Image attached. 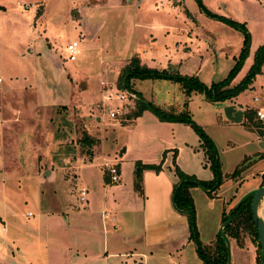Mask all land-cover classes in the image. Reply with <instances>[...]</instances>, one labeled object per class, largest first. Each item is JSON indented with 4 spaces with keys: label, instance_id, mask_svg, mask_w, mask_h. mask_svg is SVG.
I'll list each match as a JSON object with an SVG mask.
<instances>
[{
    "label": "rangeland",
    "instance_id": "374dc122",
    "mask_svg": "<svg viewBox=\"0 0 264 264\" xmlns=\"http://www.w3.org/2000/svg\"><path fill=\"white\" fill-rule=\"evenodd\" d=\"M17 4L24 5L21 10L30 16L14 24L13 31H20L11 35L9 46L28 58L24 64L36 78L34 88L40 89L41 96L28 90L2 101L20 107L36 103L44 108H31V117L22 112L19 120L23 124L18 125L7 123L14 111L4 108L6 170L18 174L19 181L6 183L5 203L0 201V213L2 208L6 212L0 214L4 231L0 233V264H142V259L131 256L141 252L155 254L148 264H204L197 244L212 259L221 242L225 249L227 242L234 253L232 261L229 248L225 250L226 264H256L259 251L249 231L242 230L236 242L225 240L220 229L222 213L234 208L244 188L256 184L251 172L264 166V158L258 157L248 167V161L238 166L243 172L242 183L237 182L241 172L233 179L228 177L239 151L236 137L231 139L234 132L229 133V143L215 146L221 177L213 196L196 185L188 189L195 238L190 237L186 216V237L152 249L143 248L138 236L129 237L127 226L129 220H133V228L142 226L143 198L133 189L134 164L152 158L151 164L160 163L172 183L178 181L175 171L199 182L214 179L206 150L193 129L182 124L176 126L173 139L157 137L159 132L144 117H132L136 100L171 109L174 114L186 112L208 137V133H216L213 127L224 118L223 107L228 103L235 101L236 108L250 111L252 122L258 121V108L264 113V62L246 89L225 103L208 102L202 95L186 97L177 82L167 79H130V88L138 98L117 89L116 81L136 50L145 55L140 65L149 69L164 68L178 77H193L205 87L226 79L238 63L243 35L218 19L223 18L241 24L249 37L246 55L228 81V87L236 86L246 76L254 51L264 45V0H15L8 8L18 11ZM40 12L45 13L44 18ZM23 26L31 31L28 39L19 41ZM26 40L29 45L23 49ZM70 41L77 43L74 62L66 59L64 51ZM162 51L164 56L159 55ZM119 94L124 96L122 102L116 99ZM109 113L114 117L109 118ZM242 122L248 127L246 120ZM21 132L29 133L31 146L21 142ZM84 133L95 143L84 145ZM20 154H24L21 159ZM102 157L115 159L123 174L121 183L118 178L108 184L112 195L109 191L104 194L106 189L98 191L96 176L81 175L74 168L79 161L96 164ZM100 169L104 173L102 165ZM40 170L47 171L46 178L51 170L49 183L40 177ZM81 188L86 189L85 201L79 200ZM119 188L123 189L116 193ZM102 200L115 203L110 211L119 223L107 234L102 227L109 229V220L101 223L99 215ZM28 212L32 216H26ZM113 253L123 255L106 260V255Z\"/></svg>",
    "mask_w": 264,
    "mask_h": 264
},
{
    "label": "crops",
    "instance_id": "0c3cea01",
    "mask_svg": "<svg viewBox=\"0 0 264 264\" xmlns=\"http://www.w3.org/2000/svg\"><path fill=\"white\" fill-rule=\"evenodd\" d=\"M13 1L15 0H0V201L2 203H5V198H6V193H7L6 183H9V181H13V180L19 181V176L17 177L18 174H14L12 172L13 170L12 171L6 170V169H9V166H8L9 163L6 164L7 161L4 155L3 142H2V138L4 134V127H5L4 116H3L4 108H8L14 111L13 118H11L9 122L7 121V123L11 124V123L17 122L16 125L22 123V121L19 120V117H22V115L24 116V114H26L28 117H31V114H28L31 108L34 111H39V108L41 107L44 108V106H38L36 103L35 104L34 103L25 104L24 106H21V107L8 103L9 100L7 101L6 105H5L6 102L3 103V101L5 100V96L10 98L12 96L24 93L28 90H33L35 97L41 96L40 89L36 90L34 88V81L36 80V78L31 77V74L29 73V68L26 66V64H24L25 61L28 60V58L25 57L24 52L14 51L12 49V46H9L8 41H9V38H11V35H14L16 32L20 31L19 29H16L15 31H13L14 24L22 22L25 18L29 19V16H30L28 13H24L23 10H21L22 8H20L18 5H17V7L19 8L18 11H13L9 9L8 7L10 6L11 3H13ZM43 14L45 13L44 12L39 13V15H42V18H44ZM23 28L25 29V31H22V35H21V38H19V41H22L24 38L28 39L30 31H31L29 26H26V27L23 26ZM44 37L45 39H47L46 33L44 34ZM28 41L29 40H26L23 43L24 45V46L22 45L23 49H25L29 45ZM160 54L164 56L163 51L159 53V55ZM136 56L138 60H140V63H141V59L145 58V55L139 50L135 51V57ZM173 63L174 62H172V64ZM162 69L164 70V68ZM190 95L197 96L200 94L193 93ZM35 100L36 102H39L38 98H36ZM227 105H233L235 109L241 110V108H236L235 101H233V103H228ZM258 109H261V108H258ZM22 112L24 113L22 114ZM140 116L144 117L147 124L153 126V128L156 129L157 132H159V133H156L157 137L169 136L171 137V139H173V135H174L173 132L174 130H176L175 129L176 126L182 125L180 123L159 122L148 111H143L140 114ZM242 121H244L243 114H242L241 122L239 124H233L227 121L225 118L220 119L217 121L216 127H213V129L214 128L216 129V133H211V134L208 133V137L212 141L214 147L215 146L217 147L218 143H224V142L229 143L230 141L227 140V138H230L229 133L230 132L235 133V136L231 135V139H235L236 137L235 139L236 142L234 143L238 145L239 151H238V156L235 160V164L233 163L234 165L232 166L233 168L232 169L230 168L231 172L236 167L240 166L242 163L243 164L246 163V161H248V163L246 164L248 167L251 164L256 163L257 161L256 158L258 157L264 158V121L261 122L262 124V135L261 136H258L254 132V130L244 126V123ZM223 133L225 134L224 138H223ZM20 136L22 139L21 141L22 143H24V141L28 142L29 146L33 144V142H30V140H28L31 138L29 133H24L22 135V132H21ZM25 136H28V138H26ZM122 152H123V148L122 150H120L119 155H121ZM21 157H24V154L22 155L20 154L19 158L21 159ZM250 157H252V159H250ZM25 158L27 157L25 156ZM109 158L110 160L102 157L99 162H96V164L90 163V161L88 162V164H84L83 162L81 163L79 161L78 165L76 164L74 168L81 175L85 174L90 177L96 176L95 181L98 180L96 183L98 185V188H97L98 191H103L104 189H106L104 194H106V192L109 191L110 193L109 195H112L113 190L108 185L110 183L105 184L103 182V178H102L103 173H102V170L100 169L101 165H103L104 163H115L117 165V168L119 171V182L118 183H121L123 174L121 172L120 164L115 159H112L111 157ZM164 159L165 158L163 157L162 161ZM153 160L154 159L152 158H148L145 160L144 164H149V163L151 164ZM37 162L39 163L38 159H37ZM44 162L45 161L43 160V163ZM95 168H97L98 171ZM248 169L249 168H247L246 171ZM256 170H255L256 172L255 171L251 172V174L254 175L253 179L255 178L257 179L256 184L252 187L244 188L242 193L240 194L241 196L261 187L260 183H261V176L264 175V166L262 165L260 166L259 169H256ZM23 172L24 171L21 172V175L23 174ZM39 172L41 173L40 177L45 179V181L49 183L50 177L52 176L51 170L48 172L49 174L47 178L44 176L45 172L47 171L40 170ZM242 173L243 172H241L239 176L240 178L237 181L238 183H242L244 181L243 176H241ZM31 174H33V176L36 177L34 171H32ZM133 180H134V176H133ZM172 185L173 183H172L170 176L168 175V173H166L163 170L162 166L158 173H155L151 170H143L141 173V195L140 196L141 198H143V201H142V208H141L142 209L141 211L142 220H140V222L142 223V226L138 225L137 229L133 228L132 227L133 220H129L131 221V223H128L127 227L129 229L127 232L131 234L130 235L127 234V235H129V237H132V239L138 236L139 238L137 240H140V243L142 244L143 248L152 249L159 245H169L170 243L174 242L176 239L181 240L183 237L187 236L188 228L186 225L187 221L185 220L184 215L178 214L175 210L171 209L170 195H171ZM120 189H123V188H119L118 190L116 189L117 190L116 193H118ZM106 196H104V198ZM92 202H93V199H91L90 205L92 204ZM101 204L103 207L99 213L101 223H103L105 220H109L108 222L109 229L106 228L104 230V227H102L103 232H106L107 234V233H110L111 230H116L119 223L118 222L115 223V219L113 217V215H115V212L110 211V209H112L115 206V203L102 200ZM0 214L3 216L6 214L3 208ZM30 216H32L31 213H30ZM257 216L264 223V196L261 198V200L257 204ZM134 224L136 225V222H134ZM177 230L178 232H176ZM3 232H4L3 229L0 228V233H3ZM121 239L124 240L125 237H122ZM103 244L104 242L102 243V251H104ZM168 251H171V250H168ZM229 251H230V257L232 258V261H233L234 253H233L232 247L229 248ZM121 255L123 254L113 253V254H109L108 256L106 255L105 258L107 260L108 258H112L116 256L118 257ZM131 256L142 259V264H148L151 260H154L156 258L155 254H151L150 252L148 254H145V252L144 253L143 252L132 253ZM130 264H136V262L133 261Z\"/></svg>",
    "mask_w": 264,
    "mask_h": 264
},
{
    "label": "trees",
    "instance_id": "16d2710c",
    "mask_svg": "<svg viewBox=\"0 0 264 264\" xmlns=\"http://www.w3.org/2000/svg\"><path fill=\"white\" fill-rule=\"evenodd\" d=\"M198 1V0H197ZM203 11V9H201ZM213 17V16H212ZM220 21L224 22V24L231 26V28H236L240 31L243 35V46L241 48L239 54V60L242 59L246 55V48L248 45V34L245 32L244 27L236 21L233 20H226L223 18H218ZM264 62V45L258 47L252 57V64L248 69V72L244 79L237 84L236 86L230 88L228 87V81L230 80L231 76L237 70L234 67L233 70L230 72L228 77L220 82L212 83L209 87L203 86L201 83L198 82L197 79L193 77H178L175 74L168 73L165 70H154L146 68L140 65L139 60L137 57H132L129 61L123 66L118 75L116 81V88L121 90L130 91L132 94H136L138 98L140 95L137 93H133L130 88L129 82L130 79H139V80H149V79H167L174 82H177L180 85L181 91L184 96L188 97L190 94H200L203 96L205 100L211 103H225L230 101L231 99L235 98L240 92L246 89L248 83L252 80V78L259 72L260 67ZM136 112L133 113L132 117H137L143 111L150 112L159 122H166V123H180L188 125L193 129V131L197 134L199 139L202 142L206 150L207 160H209L210 168L213 172L214 179L211 182H199L191 177H186L178 171L175 173L178 175V181L173 183L170 201L174 210L181 215L186 216L188 224H189V231L190 237L195 238L194 229H191L190 226L193 223V203L191 197L189 195V188L191 186H199L202 188L203 191L206 192L208 196H213V191L217 188L220 184V169L218 160L216 158V151L212 141L204 134V132L195 125L191 119L188 117L186 112H181L180 114H174L173 111L170 109L169 111L160 109L157 106L152 105L151 103L144 102L141 98L136 100L135 103ZM243 118L247 121L248 128L254 130V132L258 135H262V124L261 122H252V114L250 111L243 112ZM81 142L86 145L90 146L91 144L95 143V140L91 139L85 133L82 135ZM136 170L133 172L134 180H133V189L141 194V173L143 170H151L155 173H158L161 169L160 163L158 165L152 164H134ZM241 172V168L236 167L228 177L232 179L239 175ZM103 182L108 184V177L106 173H103ZM264 185V175L261 176V183L260 186ZM250 199L251 196L245 198L240 205L234 209L231 208L227 214L222 213V223L224 224L230 216V221L228 224H225L222 228L223 238L226 240L228 238L233 239L236 242H239V237L241 235L242 230L249 231L252 235L254 240L256 241L257 251H259V255H257L256 264H259L260 259V248L257 243V237L255 233V229L253 223L251 221V214H250ZM189 213L191 216H189ZM222 224V225H223ZM214 255L210 258H207L203 252H201L199 244H197V253L199 258L204 262V264H226V252H225V245L223 242L216 245Z\"/></svg>",
    "mask_w": 264,
    "mask_h": 264
},
{
    "label": "water",
    "instance_id": "95a60500",
    "mask_svg": "<svg viewBox=\"0 0 264 264\" xmlns=\"http://www.w3.org/2000/svg\"><path fill=\"white\" fill-rule=\"evenodd\" d=\"M242 114H243L242 111L235 109V107L233 105H226L223 107L224 118L233 124H239L241 122ZM248 196H251L250 204H249L251 221L253 223L255 233H256V237H257V243H258L259 248H260L259 264H264V223L257 216V204L261 200V198L264 196V185L253 190V191H250V192L244 194L239 199V201L236 203V205L234 206V209H236L240 205V203L245 198H247ZM189 216H191L190 213H189ZM229 221H230V216H228L226 222L220 227V229H222L225 224H228ZM192 225L193 224H191V229H193ZM222 236H223V234H222ZM226 249H228V243L227 242H226Z\"/></svg>",
    "mask_w": 264,
    "mask_h": 264
},
{
    "label": "built area",
    "instance_id": "2783aa9c",
    "mask_svg": "<svg viewBox=\"0 0 264 264\" xmlns=\"http://www.w3.org/2000/svg\"><path fill=\"white\" fill-rule=\"evenodd\" d=\"M17 5L22 9L24 8V5H20V4ZM64 51H65L66 59L69 62H74L76 59V55L78 53L77 43L75 41L68 42L64 47ZM116 99L117 101L122 102V100H124V96L122 94H119L118 96H116ZM255 116L258 121L260 122L264 121V113L261 109L255 111ZM113 117L114 114L109 113V118H113ZM102 168L106 173L110 184L116 183L118 181L119 171L115 163H104L102 165ZM85 199H86V191L84 188H81V190L79 191V200L85 201ZM26 215L30 216V213H27Z\"/></svg>",
    "mask_w": 264,
    "mask_h": 264
}]
</instances>
